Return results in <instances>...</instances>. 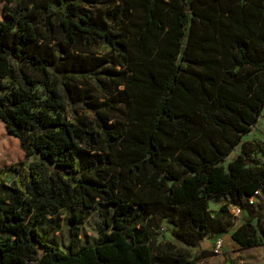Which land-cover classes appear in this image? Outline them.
I'll return each mask as SVG.
<instances>
[{
	"label": "trees",
	"instance_id": "obj_1",
	"mask_svg": "<svg viewBox=\"0 0 264 264\" xmlns=\"http://www.w3.org/2000/svg\"><path fill=\"white\" fill-rule=\"evenodd\" d=\"M104 1L0 0V121L24 154L10 185L12 166L0 167V264H196L210 253L189 248L231 228L232 205L246 214L232 240L264 245V160L248 161L243 140L264 118V0L97 12ZM99 43L108 54L89 55ZM83 78L112 95L82 90ZM221 198L230 221L209 209ZM73 207L99 213L98 239L75 246L83 217L71 211L61 250L48 239L58 224L42 227ZM164 224L182 246L156 242Z\"/></svg>",
	"mask_w": 264,
	"mask_h": 264
},
{
	"label": "rangeland",
	"instance_id": "obj_2",
	"mask_svg": "<svg viewBox=\"0 0 264 264\" xmlns=\"http://www.w3.org/2000/svg\"><path fill=\"white\" fill-rule=\"evenodd\" d=\"M115 4V0H105L102 3H98L96 5L97 12H105L113 7ZM4 15L3 12V4L0 2V20ZM89 55L92 56H105L108 54L109 48L102 43L96 44L90 47ZM101 80L103 79V75H100ZM113 84H103L96 85L93 79L91 78H83L81 82L82 90L87 91L89 93H94L96 96L104 97L110 96L113 93ZM118 89H121V86H118ZM78 112L83 116L88 117L87 113H83L81 108H78ZM123 111H119L118 115H122ZM68 115L70 119H73V113L71 108H69ZM244 141H248L247 145L249 148H252V152L247 156L248 161H253L254 163H259L264 160V118L261 117L258 121L257 127L250 134L244 136ZM0 142L4 145H9L11 151L7 153H0V167L12 166V169L8 172L5 180L3 181L5 184L10 185L15 178L16 174L13 166L20 162L24 154L19 147V143L17 138L14 136L8 135L4 129L3 123L0 121ZM241 153V145H238L234 148V150L228 156L225 165L228 161H230L237 154ZM35 159V158H34ZM33 160V159H32ZM225 200L221 199H210L209 200V209L214 217L222 218V220H229L230 218L227 213L222 214L220 211V206L224 204ZM263 202V201H262ZM107 213L111 215L112 207H105ZM74 212L77 214H81L83 217L82 222L74 228V233L76 235L74 239V243L76 247L81 246L83 243H93L98 239V230L101 227V218L98 212L92 209H86L81 207H73L71 209L64 208L59 212L58 215L48 216L43 224L42 230L48 229L51 224H58V228L51 231L48 239L57 245L61 250H64L67 244L69 243V227L67 224L68 215L70 212ZM246 214L243 212L239 217L234 218L233 225L231 228H228L222 234H214L211 236H207L205 240H202L200 245L196 248H189V251L192 255L197 254L201 251H205L210 253L211 256L209 258L199 259L196 264H224L225 256H229V258L233 261V264H264V246L253 247L248 249H242L239 247L237 243H235L230 234L232 230L241 224L244 220ZM51 218V219H50ZM53 220V221H51ZM51 223V224H50ZM50 224V225H49ZM167 225H163V229L157 235L156 242H163L166 240H170L174 243V239L171 237ZM222 240V247L219 253L213 252V242L215 239ZM178 246H182L179 243H176ZM218 255V257L216 256ZM206 256V257H208Z\"/></svg>",
	"mask_w": 264,
	"mask_h": 264
},
{
	"label": "built area",
	"instance_id": "obj_3",
	"mask_svg": "<svg viewBox=\"0 0 264 264\" xmlns=\"http://www.w3.org/2000/svg\"><path fill=\"white\" fill-rule=\"evenodd\" d=\"M261 196L263 197V194L260 190H256L254 192V195H252L251 197L248 198V201L250 204H254L256 202H258V197ZM233 219L234 218H237L241 215V209L239 206H236V205H232L230 206V209H229ZM222 247V240L221 239H215L214 242H213V252L214 253H219L220 249Z\"/></svg>",
	"mask_w": 264,
	"mask_h": 264
},
{
	"label": "crops",
	"instance_id": "obj_4",
	"mask_svg": "<svg viewBox=\"0 0 264 264\" xmlns=\"http://www.w3.org/2000/svg\"><path fill=\"white\" fill-rule=\"evenodd\" d=\"M203 240H205V239H203ZM234 241V240H233ZM235 242V241H234ZM236 243V242H235ZM261 246H264V245H261ZM240 247V246H239ZM256 247H260V246H256ZM240 248H242V247H240ZM249 248H253V247H249ZM242 249H248V248H242ZM211 256H213V255H211ZM211 256H208V257H204V258H209V257H211ZM217 257H218V255H216ZM204 258H202V259H204Z\"/></svg>",
	"mask_w": 264,
	"mask_h": 264
}]
</instances>
